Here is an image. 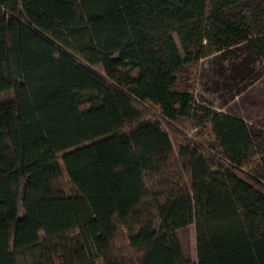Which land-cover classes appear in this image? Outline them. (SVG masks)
I'll use <instances>...</instances> for the list:
<instances>
[{"label": "trees", "instance_id": "obj_1", "mask_svg": "<svg viewBox=\"0 0 264 264\" xmlns=\"http://www.w3.org/2000/svg\"><path fill=\"white\" fill-rule=\"evenodd\" d=\"M212 51L264 68V0H0V264H264V128L182 80Z\"/></svg>", "mask_w": 264, "mask_h": 264}, {"label": "rangeland", "instance_id": "obj_2", "mask_svg": "<svg viewBox=\"0 0 264 264\" xmlns=\"http://www.w3.org/2000/svg\"><path fill=\"white\" fill-rule=\"evenodd\" d=\"M247 70L242 68L239 73L230 68V63L216 52L201 58L198 62L187 66L182 74L183 84L190 90L197 101L207 105L218 112L236 115L250 124L264 128V68L259 63ZM241 69V68H240ZM11 92L0 94V104L10 99ZM178 131L180 139L190 141H212L208 135L200 136V132L190 123L172 125ZM56 192L69 194L71 185L64 174L50 180ZM19 214L23 211L20 207ZM157 222V227H158ZM185 256L196 262L195 226L190 224L177 231ZM69 239L59 237L49 240V245L54 249L68 250ZM70 249V248H69Z\"/></svg>", "mask_w": 264, "mask_h": 264}]
</instances>
